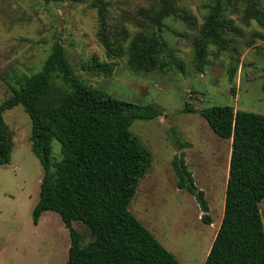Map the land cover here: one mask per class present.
Wrapping results in <instances>:
<instances>
[{"label": "rangeland", "instance_id": "rangeland-1", "mask_svg": "<svg viewBox=\"0 0 264 264\" xmlns=\"http://www.w3.org/2000/svg\"><path fill=\"white\" fill-rule=\"evenodd\" d=\"M91 1L0 0V102L22 77L41 69L58 38L78 78L113 98L158 107L162 115L135 119L130 126L149 151L151 163L129 210L181 264H203L222 219L231 139L218 136L198 112L182 109L187 101L198 110L231 105L264 115L263 77L245 78L242 64L248 58L264 66V0L223 1L224 19L233 29L223 33L226 48L208 44L203 71L194 64L193 40L213 0H178L195 24L168 16L162 34L183 69L172 65L153 72L131 71L127 49L140 20L146 19L141 10L158 0H101L110 37L116 39L120 29L129 36L124 54L111 57L101 41L97 6ZM92 60L111 63V74L82 67ZM232 66L236 70L231 81ZM3 116L13 131L14 146L9 163L0 166V264H63L70 236L58 213L45 211L40 227L32 221L42 167L30 149V117L20 104L5 110ZM174 134L188 143L182 149L184 160L204 192L210 223L202 221L194 196L177 187L171 165L179 152L172 142ZM52 144V156L59 159V142ZM259 208L264 225V198ZM73 227L82 233L81 244L89 241L84 223L74 220Z\"/></svg>", "mask_w": 264, "mask_h": 264}, {"label": "trees", "instance_id": "trees-1", "mask_svg": "<svg viewBox=\"0 0 264 264\" xmlns=\"http://www.w3.org/2000/svg\"><path fill=\"white\" fill-rule=\"evenodd\" d=\"M223 1L213 0L208 5L193 40L198 71L204 70L209 43L227 47L223 33L233 26L224 19ZM178 4V0H158L153 7L141 10L146 19L140 20V28L128 39L127 67L131 71L153 72L172 65L183 69L162 34L168 16L195 24L190 12ZM91 5L97 6L107 56H122L127 31H116L117 38L112 39L105 25V3L92 0ZM242 64L245 78L263 77L264 90V66L248 58ZM82 67L91 73L112 72L111 63L98 60ZM235 70L232 66L229 71L231 81ZM18 104L30 117V149L42 167L32 221L37 224L43 211L58 213L70 236L63 264H181L129 210L151 163L149 151L130 126L135 119L162 115L158 107L113 98L78 78L58 38L41 69L22 77L0 102V166L9 163L14 146L13 131L3 113ZM182 111L198 112L218 136L231 139L222 219L203 264H264V225L259 208L264 198V115L231 105L198 110L187 101ZM173 136L179 150L171 160L177 187L194 196L202 221L210 223L204 192L184 160L182 149L188 143ZM53 140L59 142V159L52 156ZM74 220L89 229L90 239L85 244H81L82 233L73 227Z\"/></svg>", "mask_w": 264, "mask_h": 264}, {"label": "crops", "instance_id": "crops-1", "mask_svg": "<svg viewBox=\"0 0 264 264\" xmlns=\"http://www.w3.org/2000/svg\"><path fill=\"white\" fill-rule=\"evenodd\" d=\"M44 212H45V211L42 212V214H41L40 217H39V220H38L37 224H35L36 227H37V226L40 227V225H41V223H42V219H43Z\"/></svg>", "mask_w": 264, "mask_h": 264}, {"label": "water", "instance_id": "water-1", "mask_svg": "<svg viewBox=\"0 0 264 264\" xmlns=\"http://www.w3.org/2000/svg\"><path fill=\"white\" fill-rule=\"evenodd\" d=\"M55 23H56V24H60V22H59V21H56Z\"/></svg>", "mask_w": 264, "mask_h": 264}]
</instances>
